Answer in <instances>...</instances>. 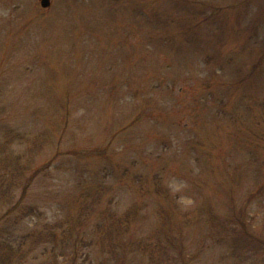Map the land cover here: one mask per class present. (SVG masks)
I'll return each mask as SVG.
<instances>
[{
  "label": "rangeland",
  "instance_id": "rangeland-1",
  "mask_svg": "<svg viewBox=\"0 0 264 264\" xmlns=\"http://www.w3.org/2000/svg\"><path fill=\"white\" fill-rule=\"evenodd\" d=\"M49 1L0 0V234L19 264L260 262L222 222L246 209L264 238V0Z\"/></svg>",
  "mask_w": 264,
  "mask_h": 264
},
{
  "label": "trees",
  "instance_id": "trees-1",
  "mask_svg": "<svg viewBox=\"0 0 264 264\" xmlns=\"http://www.w3.org/2000/svg\"><path fill=\"white\" fill-rule=\"evenodd\" d=\"M211 18H214V17H211ZM10 164H14V163H10ZM17 166L18 165L15 164V168ZM20 170H21V168L19 166V169H17L15 172H19ZM4 178H5V176L0 178V179H2L1 184L3 183ZM132 180H136V179L133 178ZM135 183H137V181H135ZM7 189H8V187H3L2 185H0V192L1 193H5V190L7 191ZM256 189L258 190V192H257V195H258L259 190L262 189V186H259V188H256ZM8 192H9V189H8ZM4 197H6V196H4ZM33 209L31 207L26 208V210H23L21 208H17V213L20 217L25 216L27 213H28L27 215H33L34 214ZM8 214H9V212L6 214V216ZM81 217L83 220H85V215H81ZM246 217H247L246 209L245 210L243 209L240 212L234 213L232 216L229 215V218L224 219L222 223L224 226L227 225L229 227L230 226L235 227L234 228V232H235L234 234H236L239 237V239L242 238L243 236H245V237L250 236L251 238L255 239L257 243H260L261 241L264 242V238L256 236L254 234V232L251 231V229H250L251 225L249 224V221H247ZM131 218H132V212H129V213H126L125 215H123V217H120L119 219L116 216H111V220L113 223H110V222L104 223V219H103V215H102V217H100L98 220L99 223H98L96 228H97V231L100 234V236H104V238H105L108 234L107 232L110 233L112 231L113 232L120 231L124 226H129ZM77 219H80V218L77 217ZM73 222L76 223L75 220H73ZM247 223L249 224V227H248ZM78 225L80 228L81 226H80L79 222H78ZM55 226L56 225L47 226V228L45 230H43V231L39 230L40 232L38 230L28 232L26 235H24L19 240V242H18L19 248L26 247V246H28L30 244H34V243H41V245L54 244L58 240L57 235H55V232H54ZM6 234H7V232H6ZM244 234H247V235H244ZM3 239H5V237L2 234H0V264H14L16 261H20L21 259L19 257L15 256L17 254L16 250H15L16 247L10 246ZM27 241L30 243H28ZM22 250L24 251V249H21V251ZM53 254L55 256H57L55 252H53ZM63 255H65V253ZM63 255H61V257L63 258L62 261L66 262L65 257ZM260 258H262V260L260 262L257 261V264H263L264 263V254H262ZM19 263H22V262L20 261L17 264H19ZM115 264H117V263H115ZM119 264H121V263H119Z\"/></svg>",
  "mask_w": 264,
  "mask_h": 264
},
{
  "label": "water",
  "instance_id": "water-1",
  "mask_svg": "<svg viewBox=\"0 0 264 264\" xmlns=\"http://www.w3.org/2000/svg\"><path fill=\"white\" fill-rule=\"evenodd\" d=\"M41 5L42 7H48L49 6L48 0H42Z\"/></svg>",
  "mask_w": 264,
  "mask_h": 264
}]
</instances>
